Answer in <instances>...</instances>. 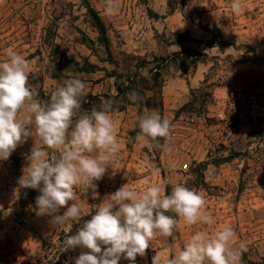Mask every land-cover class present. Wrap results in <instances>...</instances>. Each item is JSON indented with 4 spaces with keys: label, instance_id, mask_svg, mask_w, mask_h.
<instances>
[{
    "label": "rangeland",
    "instance_id": "374dc122",
    "mask_svg": "<svg viewBox=\"0 0 264 264\" xmlns=\"http://www.w3.org/2000/svg\"><path fill=\"white\" fill-rule=\"evenodd\" d=\"M116 3L115 13L106 15L105 0H0V61L9 48L29 61L28 86L41 103L73 77L86 84L85 95L102 96L148 79L121 98L123 110L110 113L120 144L112 167L118 169L113 174L107 166L95 189L74 188L69 205H82L79 223L54 226L36 213L39 190L18 184L26 155L35 143L43 147L34 125L32 136L0 160V264H75L87 249H69L61 258L62 248H50L56 256L46 258L44 240L59 243L64 232L75 234L123 185L142 191L160 184L170 194L177 183L204 198L212 224L180 220L172 237L155 236L134 264H152L156 253L166 264L195 232L212 235L226 226L235 232L231 247L240 253L239 264H264V0H241L239 14L231 11L232 0ZM132 92L139 94L135 102ZM145 111L171 121L169 137L151 149L137 126ZM118 264L129 261L122 257Z\"/></svg>",
    "mask_w": 264,
    "mask_h": 264
},
{
    "label": "clouds",
    "instance_id": "9594fccd",
    "mask_svg": "<svg viewBox=\"0 0 264 264\" xmlns=\"http://www.w3.org/2000/svg\"><path fill=\"white\" fill-rule=\"evenodd\" d=\"M105 2V14L113 15L116 0ZM241 6V0H232V13L239 14ZM6 57L0 61V160H7L32 136L28 129L34 125L43 147L35 143L26 155L28 165L18 184L39 190L36 213L51 217L54 226L79 223L82 205H69L76 200L74 188L84 185L95 189L94 181L103 178L120 152L110 115L114 101L102 100L99 108L81 113L80 98L86 84L73 77L47 92L49 99L41 103L35 99L37 91L28 86L29 61L11 48ZM129 99L135 102L139 94L132 92ZM137 126L141 136L150 141L144 146L151 149L159 146L158 138L169 137L171 121L157 111H145L137 118ZM204 207V198L182 183L174 184L170 194H165L160 184L142 191L123 185L98 204L75 234L66 237L63 251L87 249L75 258V264H118L122 257L134 264L137 255L146 254L155 236L172 237L180 220L189 226L211 225L212 217L204 214ZM61 208L66 210L57 214ZM234 236L230 226L212 235L197 231L166 264H239L240 253L231 247ZM152 264H161L159 253L152 257Z\"/></svg>",
    "mask_w": 264,
    "mask_h": 264
},
{
    "label": "trees",
    "instance_id": "16d2710c",
    "mask_svg": "<svg viewBox=\"0 0 264 264\" xmlns=\"http://www.w3.org/2000/svg\"><path fill=\"white\" fill-rule=\"evenodd\" d=\"M92 9V12L94 13L96 19H97V26L100 30V32L102 33V35L105 37V39L107 38V29H106V26L104 24V22L102 21V19L100 18V16L97 14V12L91 7ZM163 60L165 62L168 61L167 58H163ZM159 73H160V70L157 71V75L153 78L154 82L155 83H159V80H160V76H159ZM148 79L146 78H142L141 81H138L136 79H133L131 81V84L129 86H118V95H84L82 96L80 99H81V113L84 112V111H91L92 108H99L100 105H101V102L102 100H108V99H111L114 101V104H113V111L111 113H116V112H119L121 110L124 109V107L121 106V98H123L129 91H131L132 89H134V87L138 86V84L140 82H147ZM162 93V92H161ZM46 97V96H45ZM46 99H48V97H46ZM85 219H90V216H87ZM74 232V231H72ZM68 235H71L70 234H67L66 232L63 233V235L59 238V243H57V241L55 239H52L50 240L51 242L49 243L48 240H44V246H43V249H44V252L46 254V258H54L56 255H53L51 256V254L49 252H47V249H50V248H57L58 251L63 247H64V240L66 238H63V236H68ZM59 246V247H58ZM69 250V249H68ZM68 250H65L64 252H62L63 256L61 258H66L68 256ZM51 256V257H50ZM63 259H60L58 263H63L62 262ZM66 261V264H73V262H70L68 260H65Z\"/></svg>",
    "mask_w": 264,
    "mask_h": 264
}]
</instances>
